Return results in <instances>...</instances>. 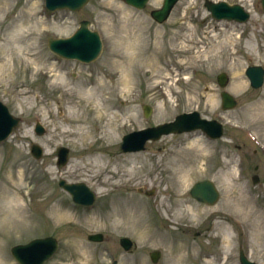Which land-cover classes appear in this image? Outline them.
I'll return each mask as SVG.
<instances>
[{
    "label": "rangeland",
    "instance_id": "374dc122",
    "mask_svg": "<svg viewBox=\"0 0 264 264\" xmlns=\"http://www.w3.org/2000/svg\"><path fill=\"white\" fill-rule=\"evenodd\" d=\"M223 1L242 4L248 21H215L204 0H179L161 24L149 13L162 0L141 10L89 0L77 12L0 0V100L21 119L0 143V264H17L13 245L49 235L59 245L45 264H239L240 251L264 264V84L253 89L244 74L248 65L264 68V11L260 0ZM83 19L101 36L99 57L85 64L55 56L47 39L71 35ZM123 66L139 71L122 83ZM220 72L237 100L227 111ZM192 110L220 120L223 137L167 135L121 153L123 134ZM104 112L117 115L116 130L105 118L93 121ZM32 144L42 147L40 160ZM59 146L70 151L62 167ZM61 178L86 183L94 204L73 203ZM203 179L219 191L214 205L189 195ZM95 232L102 242L87 240ZM121 236L136 244L131 252L119 246ZM153 250L160 251L154 263Z\"/></svg>",
    "mask_w": 264,
    "mask_h": 264
},
{
    "label": "water",
    "instance_id": "95a60500",
    "mask_svg": "<svg viewBox=\"0 0 264 264\" xmlns=\"http://www.w3.org/2000/svg\"><path fill=\"white\" fill-rule=\"evenodd\" d=\"M88 0H45V5L50 10L67 8L72 11L79 10ZM147 0H126L127 3L142 8ZM177 0H163L162 7L151 11V16L158 22L163 21L168 16L171 8ZM264 9V0H262ZM205 6L211 11L212 15L217 18L235 19L245 21L248 14L245 13L242 7L238 5L228 6L221 2L212 4L208 1ZM48 47L53 52L66 58H76L81 61L89 62L94 60L101 50V41L96 31L89 29V21L82 20L79 22V27L69 37L66 38H49ZM246 74L251 81L253 87H258L263 82V70L259 66L249 67ZM220 86H224L226 77L220 74L217 77ZM222 108H232L235 105L234 99L226 92H221ZM150 108L144 107V116L148 117ZM19 118L10 114L7 107L0 101V141L4 140L19 123ZM201 129L210 138H217L222 135V126L215 120L201 119L197 112L183 113L177 115L174 121L167 122L155 127L145 128L128 133L122 137L121 149L127 151H138L143 149L144 143L148 139H158L163 134L179 133L184 131H192ZM36 132L42 133L43 128L40 125L36 126ZM31 153L34 157L41 156V149L37 145L31 146ZM68 150L60 148L57 152L58 164H64L67 160ZM256 177H253V182H256ZM59 184L72 194L73 200L84 205L92 204L94 201L93 193L82 183L65 184L60 181ZM190 194L197 201L207 204L214 203L218 198L214 184L209 180H203L195 183L190 189ZM89 239L100 240L101 235H89ZM121 245L125 249H129L131 242L127 238L120 240ZM56 242L51 237L35 238L26 244L15 245L11 248V253L20 264H42L48 257L52 255L56 249ZM158 252L150 253L152 261L158 258ZM242 264H254L248 262L241 257ZM112 264H116L113 262Z\"/></svg>",
    "mask_w": 264,
    "mask_h": 264
},
{
    "label": "bare ground",
    "instance_id": "6f19581e",
    "mask_svg": "<svg viewBox=\"0 0 264 264\" xmlns=\"http://www.w3.org/2000/svg\"><path fill=\"white\" fill-rule=\"evenodd\" d=\"M120 58H121V56H120ZM123 59H120V62H123L122 61ZM128 61V60H127ZM126 61V62H127ZM129 62V61H128ZM133 64V63H132ZM132 64H130V63H127V65H132ZM136 65V64H135ZM3 68V67H2ZM123 72H124V74H123V76H121L120 78L122 79H120L121 81H122V83L123 82H127V81H129L130 80V77H129V75H132L134 72L133 71H139V69L138 68H136V67H126V66H123ZM127 85V84H126ZM98 117H94L93 118V121L95 122V123H97V122H99L101 119L100 118H105L106 119V124H105V126L107 127V128H110V127H112V125H113V129L112 130H116V127H115V122L114 121H116V120H118V117H117V115H115V114H108V113H106V112H104V113H100V115H97ZM225 247H227V244L225 245Z\"/></svg>",
    "mask_w": 264,
    "mask_h": 264
}]
</instances>
